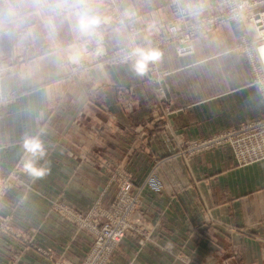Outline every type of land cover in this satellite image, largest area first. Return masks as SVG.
<instances>
[{"label": "crops", "instance_id": "0c3cea01", "mask_svg": "<svg viewBox=\"0 0 264 264\" xmlns=\"http://www.w3.org/2000/svg\"><path fill=\"white\" fill-rule=\"evenodd\" d=\"M112 1L0 0L1 91L15 95L0 109V176L18 167L23 137L38 132L49 169L39 179L20 170L1 199V217L20 221L14 231L31 243L3 245L0 264H53L59 253L80 264L91 240L49 206L64 202L86 211L97 199L108 203L107 179L88 160L94 152L112 162L130 160L133 189L143 188L134 219L152 237L141 245L144 238L133 233L109 264H264V159L237 166L226 148L186 166L170 142L209 138L264 115L248 85L247 61L233 51L240 30L227 25L199 35L189 55L164 50L169 77L161 106L169 112L153 127L151 88L125 61L131 41L114 25L113 12L148 37L171 19L175 4L199 11L220 0ZM81 4L111 18L99 37L74 31L73 12ZM91 127L97 134L89 138Z\"/></svg>", "mask_w": 264, "mask_h": 264}, {"label": "rangeland", "instance_id": "374dc122", "mask_svg": "<svg viewBox=\"0 0 264 264\" xmlns=\"http://www.w3.org/2000/svg\"><path fill=\"white\" fill-rule=\"evenodd\" d=\"M175 8L176 9L172 13L171 19L174 17V13L176 12V10L180 7H178L177 4H175ZM112 15H113L112 19H113L114 25H117L119 27L124 28L127 32V35H129L128 37H130L131 47L136 46V45H141V46L151 45L153 47L158 48L162 52V55H163V52L166 48L171 47L172 50L174 51V54L178 57H181L185 54L189 55V53H191L189 48H188V51L185 50V51H187L186 53L180 54L178 52L179 49L177 47H175L174 45L166 46V42H167V44L172 43V41L170 39L169 32H168L169 26L171 24L169 22L171 21V19L168 22L155 25L152 28V30L150 31L152 34L150 36L146 37V36H141L143 33V30H138L133 25H127L125 23V21L122 19V16L118 15L117 11H114ZM167 23H169V24H167ZM237 47H238V43H236L233 51L240 54L237 51ZM262 61L264 63V60H262ZM115 62H117V61H115ZM5 70H6L5 66L0 67V73L2 72L3 76L5 75ZM248 70H249L248 71V77H249L248 85L251 86L254 89L255 94L258 95L259 100H260L262 107H263V111H264V105L262 103L261 92H259L258 87L254 84V80L250 76L249 65H248ZM168 75L169 74L167 72V68L164 66V61H163L162 56H161L160 60L151 66V70L149 71V73L145 76H142V78H144L146 80V82L148 83V85L151 88L152 102L150 105V109H151V113H152V117H153L152 118L153 123L151 124L153 127H155L157 125L156 127L159 128L160 125H159L158 119L160 117H162L166 112L167 113L169 112L166 110V108L164 106H161V103L165 101V98L167 95L165 93L166 90H165L164 85H166V83H167L166 79L169 77ZM3 76L0 79V95L2 97H4L6 105H4V106L1 105L0 109L8 106L11 103H13L14 102V96H15L13 93H3L1 91V81L3 79ZM123 95H125V94L123 93ZM162 113H163V115L160 116V114H162ZM258 118H264V115L261 117H258ZM255 119H257V118H255ZM161 126H162V129L163 128L168 129L167 125H161ZM233 129H235V128L222 130V131H219L216 134L210 136L209 138L200 139V140H196V141H185L184 139L180 138L179 136H178L179 138L178 137L172 138L170 142H172L173 146L175 147L173 156L177 157L179 160H181L187 166V165H191L192 163H198L199 159H201L204 156L209 155L212 152H216V151L226 149V148L231 150V148L226 147V145H225L224 134L229 132V131H232ZM171 132H173V131H172L171 127H169V133H171ZM87 133H88L89 138H90V136L94 137L97 134V130L95 128L91 127L87 131ZM232 154H233V151H232ZM123 159L124 160L112 162L108 157H105V154H103L101 152L100 153L94 152V153H91L88 155L89 162L91 164L95 165L97 172L100 173L101 175H103L105 177V179H107V185H106L107 190L106 191L111 192V196L109 197V201L107 204H103L100 202L99 199H97L89 207V209L86 211L79 210V209L75 208L73 205L67 204L64 202L52 203L49 206V212L53 213L58 219H60L62 221V223H65V224L68 223V224L73 225L77 231L85 233V235H87L89 237V240H91V242H90V246L88 248V251H89L90 247H92L93 242H94L93 238H92L93 234L90 232V228H89L90 225H93L94 215H96L97 218L100 217L99 219H102L103 223L107 222V218L115 219V218L123 217V212H124L125 206H123V203H122L124 201L121 200V197H122L121 193H122V191L125 190L126 187H124V186L128 181H129L128 183L131 184L130 183L131 182V173L126 170L127 165L130 163V160H128L127 158H123ZM160 162L161 161H156V164H158ZM235 164H236V161H235ZM150 174H154V172H152ZM19 175H20V168L17 167V165H15V167L12 169V171L10 173H8L7 175L0 176V202H1V199H3L6 196L9 189L14 186V183L17 181ZM152 177H154V176H152ZM136 191L137 190H134L131 188L128 190V192H129L128 196L130 199H131V194L133 195V192L135 193ZM142 195H143V193H139L138 195H136V196H138V198L135 201L136 209L133 211L134 214L132 215V221L135 224H137V223L135 222L134 217L136 216L135 214H136L137 210H139L141 208ZM128 208L131 211V205H129ZM74 216H79L81 218L80 221H76V219L74 220V218H73ZM138 216L141 218H144V217H142L141 214H139ZM127 218H128V223L131 224V214ZM102 220H101V222H102ZM18 223H20V221L14 220L12 222L11 219H9V218L3 219L0 215V239H1L0 249H2L3 245H4V247L11 249L12 246L14 245L13 241H16V240H21V242H23V243H25V242L31 243V240H30L31 238L29 236L22 237L19 234H17L16 231H14V228L16 229V227H17L16 224H18ZM137 230L139 231L140 234H143V232L141 231V227L137 228ZM133 233L134 232H131V230H130L127 233L126 237L122 239L120 244L125 239H130L131 235ZM148 235L149 236H145V238L142 239V241L138 240V243H140L141 245L149 244V242L152 240V237L150 234H148ZM88 251H87V253H88ZM87 253H85V255H83L84 259L87 255ZM167 253L169 255H171L175 260H179V259H181V261L184 260L181 258L180 253L177 252L176 250H168ZM41 254L44 255L45 257H48V255H49V253L47 251H44ZM15 258H16V256L14 255L13 259H15ZM83 258H82V261L80 262V264H82V262L84 261ZM52 262H53V264H57V262H59V263L60 262H67L68 264H74L71 261H69V259L65 258V256H63L61 253H59L58 255H55V257H53V259H52Z\"/></svg>", "mask_w": 264, "mask_h": 264}, {"label": "built area", "instance_id": "2783aa9c", "mask_svg": "<svg viewBox=\"0 0 264 264\" xmlns=\"http://www.w3.org/2000/svg\"><path fill=\"white\" fill-rule=\"evenodd\" d=\"M110 1L113 5V1ZM169 23L171 24L168 32L172 43L167 44L166 42V46L174 45L179 49L180 54L186 53L188 48L192 51L193 44L199 35L210 33L223 26L235 25L241 33L237 51L246 59L250 76L261 92L264 105V63L256 54L257 45L264 43V39L259 36L260 33H264V0H221L216 5L199 11L178 8ZM2 76L1 72L0 79ZM1 105L6 104L4 97L0 95ZM224 139L226 147L233 151L238 166H246L263 160L264 118H257L236 127L225 133ZM128 182L121 193V200L124 201L122 203L125 206L123 217L107 218V222L103 223L100 217L97 218L94 215L93 225L89 226L94 242L82 264H109L116 248L130 230L145 238L144 234H140L137 230L140 227L132 221L133 211L136 209L135 201L138 198L136 195L143 193V188H138L135 193L133 192L130 199L128 190L133 189V183ZM129 205H131V211L128 208ZM130 214L131 224L128 223L127 218ZM73 218L76 221L81 219L79 216ZM57 264L68 263L57 262Z\"/></svg>", "mask_w": 264, "mask_h": 264}, {"label": "clouds", "instance_id": "9594fccd", "mask_svg": "<svg viewBox=\"0 0 264 264\" xmlns=\"http://www.w3.org/2000/svg\"><path fill=\"white\" fill-rule=\"evenodd\" d=\"M126 15H132L126 13ZM73 29L80 37H99V30L103 25L110 23L111 18L101 15L94 8L87 4L75 6ZM259 36L264 39V33ZM99 47L97 52H99ZM256 54L261 60H264V43H260L256 47ZM162 52L151 45H136L130 47L125 54V61L130 64L131 70L137 76H145L151 70V66L160 60ZM42 131V130H41ZM22 148L24 155L18 164L20 170L33 179H39L45 176L49 169L46 166L48 161L45 160L47 149L41 133L36 135H25L22 140ZM44 163H40V161Z\"/></svg>", "mask_w": 264, "mask_h": 264}]
</instances>
